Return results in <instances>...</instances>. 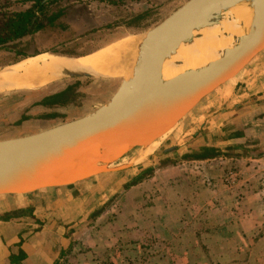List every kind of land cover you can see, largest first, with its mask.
I'll list each match as a JSON object with an SVG mask.
<instances>
[{"label": "rangeland", "instance_id": "374dc122", "mask_svg": "<svg viewBox=\"0 0 264 264\" xmlns=\"http://www.w3.org/2000/svg\"><path fill=\"white\" fill-rule=\"evenodd\" d=\"M110 1L117 3L63 0L59 7H70L65 20L68 29L44 32L36 38L26 37L0 47V73L23 60L20 53L24 51L33 54L69 50L75 55L66 56L80 57L106 48L122 38L141 37L189 0ZM32 4L30 0H0V8L9 5L10 10H25ZM148 10L150 15L141 25L149 23V27L131 26L135 16ZM224 21L233 22H221ZM120 81V76H91L52 79L44 86L31 89L0 88V140L30 135L80 119L106 104L116 92ZM69 87H72L74 95L64 106L39 104L46 97L65 91ZM51 113L58 116L45 117ZM250 125L246 126L245 135L240 139L230 138L225 134L217 136L224 145L216 149L227 156L214 160L211 168H208L215 172L206 176L212 177L210 179L215 181L218 192L222 188L219 194L223 199H234L232 206H228L230 212L242 214L250 211L254 215L262 216L256 230L248 237L243 239L239 235L237 239L213 240L206 234L214 232L212 230L215 227H207V223H201L197 238L190 237L185 232L184 236L178 237L169 230L170 228L159 236L142 234L143 228L139 234L133 231L132 228L139 230L141 227L137 223L144 221V213L140 216L139 212L134 210L136 206H133V195L124 196L127 190L134 186L127 187L131 181L142 177L143 180L139 182L150 180L156 170L172 164H186L183 168L188 181V176L192 182H197L201 176L194 167L200 164L190 162L198 160L195 156L200 151L194 148L182 149L180 153L173 151L170 154L169 151V158L160 159L162 151L167 149V145L161 144V141L151 151L136 149L111 165H129L124 171L102 174L70 185L71 189H74L72 200L69 202L73 212L72 216H65V224L57 225L55 236L51 238L55 242L53 250L58 254L54 264H264V127ZM138 151L141 153L138 154ZM150 170L153 172L148 174ZM201 170L204 172V169ZM230 171L237 172L238 178L235 183L228 184L225 176ZM28 195L34 199L32 194ZM11 199L15 200L7 205L6 211L0 210L2 216L5 213L15 214L18 217L14 219H20L22 215L33 213L26 197ZM184 208L187 211L182 213L184 218L195 219L197 215L205 212L201 203L199 209L190 205ZM128 215L137 217L135 226L127 222ZM119 216H122L120 221ZM61 225L63 227L60 229ZM218 225H223V222ZM39 228L30 227L31 231ZM239 246L244 247L243 250L240 248L237 251Z\"/></svg>", "mask_w": 264, "mask_h": 264}, {"label": "water", "instance_id": "95a60500", "mask_svg": "<svg viewBox=\"0 0 264 264\" xmlns=\"http://www.w3.org/2000/svg\"><path fill=\"white\" fill-rule=\"evenodd\" d=\"M242 1L189 0L140 37L126 67L132 77L120 76L106 104L80 119L0 140V196L28 195L126 170L129 165H111L136 149L146 152L264 52V0H250L248 34H236L232 48L190 79L159 85L165 61L181 44L191 42L202 27L223 20L236 24L231 10ZM91 76L85 69H65L49 80Z\"/></svg>", "mask_w": 264, "mask_h": 264}, {"label": "crops", "instance_id": "0c3cea01", "mask_svg": "<svg viewBox=\"0 0 264 264\" xmlns=\"http://www.w3.org/2000/svg\"><path fill=\"white\" fill-rule=\"evenodd\" d=\"M249 124L253 127H264V52L258 55L235 80L203 101L170 134L156 143L162 141L161 144L167 145L160 159L169 158V151L170 154L173 151L180 153L182 149L194 148L199 152L205 148L222 147L224 144L217 137L219 134L240 139L245 135V128ZM140 153L141 151H138V154ZM217 159L222 158L190 160L200 164L194 166L195 171L201 174L197 182H192L190 176L188 181L183 168L186 164H172L156 170L150 180L139 182L129 188L124 196L133 195V206H136L134 210L138 211L140 216L144 213V221L140 220L137 223L141 227L139 230L134 227L133 231L139 234L143 228L142 234L159 236L170 228L169 230L178 237L184 236L185 232L190 237L197 238L201 223L203 225L207 223V227H215L212 230L214 232L206 234L213 240L237 239L239 235L244 239L253 233L262 216L254 215L250 211L242 214L230 212L228 206H232L234 199H223L219 194L222 188L218 192L215 181L210 179L212 177H206L215 172L208 167L211 168ZM209 161L211 163H208ZM201 169H204V172ZM73 192L74 189L69 186L37 191L31 195L34 199L29 198V195L0 196L1 212L6 211L7 205L15 200L11 198L16 197H26L33 208L31 215H22L20 219L9 221L0 220V264H11V254L18 253L20 249L27 253V258L21 264H54L58 254L53 250L55 242L51 238L55 236L57 225L67 222L65 216H72L73 211L69 202L72 200ZM200 203L205 207V212L198 213L195 219L184 218L182 213H187L184 206L190 205L199 209ZM132 216H127V222L135 226L137 217ZM120 217L122 216H119V221ZM219 222H223V225L219 226ZM174 225L177 226L172 229L171 226ZM31 226L33 229L41 228L31 231ZM62 227L63 225L60 229ZM240 248L243 250L244 247L239 246L237 251Z\"/></svg>", "mask_w": 264, "mask_h": 264}, {"label": "bare ground", "instance_id": "6f19581e", "mask_svg": "<svg viewBox=\"0 0 264 264\" xmlns=\"http://www.w3.org/2000/svg\"><path fill=\"white\" fill-rule=\"evenodd\" d=\"M231 11L236 24L224 21L218 25L202 27L194 32L191 42L181 44L178 51L165 61L159 85L190 79L196 75V71L210 66L232 48L236 34L245 35L250 32L253 11L251 1L240 2ZM139 40V36L122 38L75 61L66 55L49 52L24 58L0 73V88L41 87L65 69H85L90 75L100 77H119L123 74L132 77L133 71L126 67L132 54L137 51ZM155 145L146 151H151Z\"/></svg>", "mask_w": 264, "mask_h": 264}, {"label": "trees", "instance_id": "16d2710c", "mask_svg": "<svg viewBox=\"0 0 264 264\" xmlns=\"http://www.w3.org/2000/svg\"><path fill=\"white\" fill-rule=\"evenodd\" d=\"M33 2L30 8L25 10H10L9 5H4L0 8V47H5L11 43L22 40L23 38H36V36L42 35L44 32L50 31H65L68 29V26L65 24V20L69 14V6H61L59 4L63 0H30ZM101 2H107L109 4H115L117 2L110 0H100ZM150 15V10L145 11L142 14H139L133 18L131 26L136 28H141V22ZM142 27H149V23L145 24ZM52 54L57 55H71L75 54L69 50L67 51H58L51 50L47 51ZM39 52L29 54L27 51L21 52L20 55L22 59L38 55ZM16 63V62H15ZM74 91L72 87H69L65 91H62L53 96L46 97L39 104L44 106L50 105H59L64 106L70 99L73 98ZM58 114L51 113L45 115L48 118H55ZM221 156H227L222 154L216 148H205L198 155L195 156L196 159H208V158H217ZM231 156V155H229ZM153 172V170L148 171ZM140 180H143V177L134 181H131L127 187L137 184ZM14 196V195H12ZM16 216L5 214L0 217V220L9 221L14 219ZM22 243V242H21ZM18 244L19 246L21 245ZM27 258V253L20 249L18 253L11 254L10 263L11 264H21Z\"/></svg>", "mask_w": 264, "mask_h": 264}, {"label": "built area", "instance_id": "2783aa9c", "mask_svg": "<svg viewBox=\"0 0 264 264\" xmlns=\"http://www.w3.org/2000/svg\"><path fill=\"white\" fill-rule=\"evenodd\" d=\"M238 178V173L234 171H230L225 176V180L228 184L235 183Z\"/></svg>", "mask_w": 264, "mask_h": 264}]
</instances>
